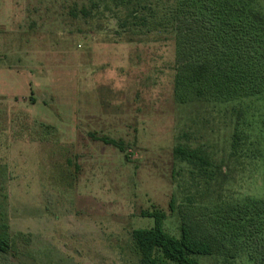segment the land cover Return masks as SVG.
Returning <instances> with one entry per match:
<instances>
[{
  "label": "rangeland",
  "instance_id": "obj_1",
  "mask_svg": "<svg viewBox=\"0 0 264 264\" xmlns=\"http://www.w3.org/2000/svg\"><path fill=\"white\" fill-rule=\"evenodd\" d=\"M181 3L0 0V264H140L132 231L185 206L200 264H264V214L224 213L264 200V72L178 83Z\"/></svg>",
  "mask_w": 264,
  "mask_h": 264
},
{
  "label": "trees",
  "instance_id": "obj_2",
  "mask_svg": "<svg viewBox=\"0 0 264 264\" xmlns=\"http://www.w3.org/2000/svg\"><path fill=\"white\" fill-rule=\"evenodd\" d=\"M131 11L126 8L125 19L132 15ZM180 11V67L176 71V81L204 82L218 92L247 91L249 87L257 90L251 79H247V76H257L258 69L264 72V12L256 0H189V4L181 3ZM101 140L117 146L109 138ZM175 151L184 160L207 164L206 158L195 149L181 147ZM173 203L172 199L171 208ZM245 207L226 204L224 213L232 219L238 218L240 212L247 213L248 208L252 213L264 214V200H251ZM199 210L200 207L185 206L181 212L179 238L164 231L163 211L151 212L153 224L131 233L140 254V264H165L162 258L175 264H200L191 255L207 253L209 246L199 237L206 232L195 219Z\"/></svg>",
  "mask_w": 264,
  "mask_h": 264
}]
</instances>
